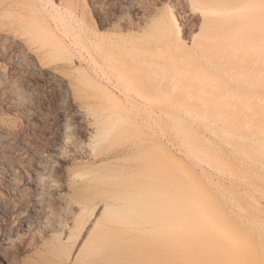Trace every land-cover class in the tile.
<instances>
[{
	"label": "bare ground",
	"instance_id": "1",
	"mask_svg": "<svg viewBox=\"0 0 264 264\" xmlns=\"http://www.w3.org/2000/svg\"><path fill=\"white\" fill-rule=\"evenodd\" d=\"M5 1L18 12L10 15V8H3L32 40L50 46L51 52L61 49L48 34L36 1ZM188 1L201 20L191 47L161 34L140 53L114 45L110 54L88 55L95 71L125 101L146 104L149 128L155 123L154 93L165 97L166 123L173 120L172 108L186 116L175 125L184 132L185 154L194 165L191 180L183 173L184 163L173 165L170 156L155 152L150 134L135 137L139 128L127 106L89 96L99 107L92 113L95 106L89 103V109L81 110L91 133L84 153L98 158L93 144L115 134V143L127 136V144L103 154L106 159L123 156V161L137 151L140 156L131 154V162L137 160L133 165H111L105 173L103 164L76 176L73 189L79 201L71 207L79 213L68 216L72 225L62 226L63 231L58 226L62 235H54L56 242L47 247L48 264H264V0ZM129 158L123 162L130 163ZM93 198L105 203L99 217L85 225ZM249 208L263 215L261 225Z\"/></svg>",
	"mask_w": 264,
	"mask_h": 264
},
{
	"label": "rangeland",
	"instance_id": "2",
	"mask_svg": "<svg viewBox=\"0 0 264 264\" xmlns=\"http://www.w3.org/2000/svg\"><path fill=\"white\" fill-rule=\"evenodd\" d=\"M32 1L41 7V19L45 25L49 24L48 34L51 33L49 35L55 41H60L61 49L51 52L50 46L32 40L18 25L19 22L9 16L11 11L10 15L17 11L16 8L0 0L5 5H0V264H48V248L56 242L52 237L61 236L62 228L72 225L71 215L79 213L76 207H71L73 201H79L73 189L74 182H78L76 176L103 164H106L103 170L107 173L111 165L121 167L123 164L127 166L137 163L135 159L131 162L134 157L131 154L139 157L138 151L131 153V158L129 154L126 156L130 163L123 162L126 159L122 161L123 156L120 159H106L103 155L126 145L127 136L125 139L121 136L120 139L124 141L119 140L120 143H115V134V137H109L110 141L106 139L94 143L93 150L95 154L99 151V159L84 153L83 146L89 143L91 133L81 110L97 105L95 109L90 108L92 112L99 107L92 98L89 99L91 95L104 98L101 100H104L103 103L108 102L105 104L121 103L119 105L127 106L134 113L131 115L129 112L133 119L131 121L139 128V131L134 128L138 131L134 130L135 137L143 139L150 134L151 144L156 146L152 144V147L156 149L155 152L159 151L157 154L170 156L173 165L184 163L187 168L184 167L183 173L185 177L188 176V180H191V174L194 173V165L185 154L184 132H178L175 125L176 120L186 116L178 115L172 108L170 116L173 120L166 123V115L162 112L165 97L162 93H154V116L151 118L155 123L151 130L146 126L150 117L146 112V104L138 101L133 105L125 101L116 87L95 71L96 67L89 61L88 55L110 54L109 50L114 45L119 50L135 47L140 53L151 38L161 34H166L173 43H184L191 47L199 32L201 20L197 11L187 5L189 1L29 2ZM5 10L6 13L8 10L10 12L6 15ZM54 18L58 21L55 22ZM50 53L55 55L52 57ZM121 96L124 100H120ZM132 105L136 106L135 110H131ZM143 133L146 135H141ZM208 173L217 175V172L209 168ZM234 190L238 194L240 187L234 186ZM236 198L239 203L246 205L242 196L237 195ZM255 198L259 202L263 201L260 193ZM89 203L91 205L87 207L85 225L99 217V208L105 202L102 198H96ZM248 210L256 219L263 218L262 214L256 215L253 209ZM258 222L260 225L263 223L261 220ZM58 226L63 227L60 229ZM59 229L62 231L59 232ZM69 245L75 246L74 241ZM62 260L66 263V260Z\"/></svg>",
	"mask_w": 264,
	"mask_h": 264
}]
</instances>
